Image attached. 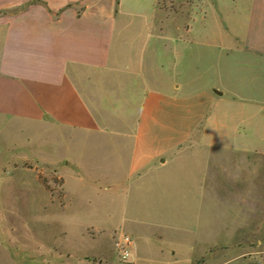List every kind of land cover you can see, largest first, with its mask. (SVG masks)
<instances>
[{
  "label": "crops",
  "instance_id": "1",
  "mask_svg": "<svg viewBox=\"0 0 264 264\" xmlns=\"http://www.w3.org/2000/svg\"><path fill=\"white\" fill-rule=\"evenodd\" d=\"M162 12L158 0H0V125L37 127L42 141L55 136L73 143L75 157L101 156L98 162L91 160L87 171L92 181L110 183L113 200L118 189L126 192L122 203L128 205L150 194L155 203L170 204L164 214L175 231L218 235L227 230L224 215L199 212L193 215L194 225L182 226L176 205L224 203L229 182L246 179L252 188V175H244L242 164L252 155L264 156V146L254 142L264 140V0H251L244 53L239 56L251 66V74L245 77L240 71L232 93L237 132L249 133L254 146L245 142L232 148L233 156L240 158L231 165L226 164L224 143L218 152L183 147L194 132L195 110L221 106L227 92L223 88L194 97L187 93V82L183 90L176 78L184 56L177 46L182 36L171 35L166 28L174 21L163 19ZM247 85L249 95L241 91ZM31 140L27 137L30 147ZM88 144L89 150L78 149ZM199 152L205 156L200 163L193 158ZM42 156V161H56L45 152ZM57 164L59 169L62 164L83 171L70 154ZM253 176L255 184L256 170ZM24 186L27 179L0 184L2 201L16 203L17 190ZM238 230L241 226L231 227L230 234ZM7 242L0 243V257L18 256ZM219 246L209 244L206 258L194 260L264 264L253 244L239 243L229 250ZM174 262L183 264L177 256Z\"/></svg>",
  "mask_w": 264,
  "mask_h": 264
},
{
  "label": "rangeland",
  "instance_id": "2",
  "mask_svg": "<svg viewBox=\"0 0 264 264\" xmlns=\"http://www.w3.org/2000/svg\"><path fill=\"white\" fill-rule=\"evenodd\" d=\"M158 4L163 9V19L174 21L171 29H166L172 36H182L177 46L183 49L184 56L179 59L176 78L183 82V90L187 82V93L194 97H205L206 93L223 88L227 92L220 98L221 106L215 104L209 110H195L194 132L183 147L217 151L224 143L226 164L231 165L232 161L239 164L240 157H234L231 149L246 144L254 146L249 133L247 137L237 132L232 98L236 75L240 71L245 77L251 74V66L239 59L244 53L243 36L251 0H158ZM144 12L140 11L141 14L147 11ZM242 90H247L249 95L248 85L241 86ZM218 118L222 121L220 125ZM218 134L225 139L218 140ZM31 136L30 147L27 137ZM254 142L258 148L264 146L262 139ZM89 148V144L78 147L80 151ZM74 149L73 143L55 136L42 141L41 130L37 127L25 130L14 123L0 125V184L26 179L28 182L27 187L17 190L16 203L3 202V195H0V243L8 241L18 252V256L12 253V259L0 257V264H175V256L183 264H199L194 259L206 258L207 252L210 253L209 244H220L219 247L228 250L239 243L253 244L260 253L264 251V156L252 155L242 164L247 170L244 175H252V188L246 179L234 184L229 182L224 203L176 205L178 222L182 226L194 225L193 215L199 212H218L225 216L227 230L206 236L184 232L179 230L181 228L175 231L173 221L164 214L170 204L155 203L150 194L128 205L122 203L124 198L127 200L126 192L118 189L113 200L114 188L110 183L92 181L87 171L91 160L98 162L101 156L75 157ZM43 152L56 161H42ZM68 154L83 165L82 172L77 167L67 168L62 164L58 168L57 160ZM201 154L193 157L199 163L205 158ZM14 163L19 167L17 173ZM62 173L66 177L65 188ZM181 214H187L188 219ZM139 219L143 220L141 224L137 222ZM238 226L241 230L230 234L231 227ZM122 233L130 235L133 241L128 259L122 258L115 245ZM153 233L158 234L152 236ZM29 255L33 259L25 258Z\"/></svg>",
  "mask_w": 264,
  "mask_h": 264
},
{
  "label": "built area",
  "instance_id": "3",
  "mask_svg": "<svg viewBox=\"0 0 264 264\" xmlns=\"http://www.w3.org/2000/svg\"><path fill=\"white\" fill-rule=\"evenodd\" d=\"M132 242V237L126 233L120 234L115 240V245L120 250L123 259H128L131 256ZM261 253L264 255V251Z\"/></svg>",
  "mask_w": 264,
  "mask_h": 264
}]
</instances>
